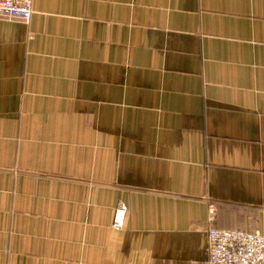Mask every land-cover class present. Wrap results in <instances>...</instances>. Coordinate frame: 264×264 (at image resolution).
Here are the masks:
<instances>
[{
  "label": "crops",
  "instance_id": "crops-1",
  "mask_svg": "<svg viewBox=\"0 0 264 264\" xmlns=\"http://www.w3.org/2000/svg\"><path fill=\"white\" fill-rule=\"evenodd\" d=\"M210 225L264 233V0L0 13V264H208Z\"/></svg>",
  "mask_w": 264,
  "mask_h": 264
},
{
  "label": "built area",
  "instance_id": "built-area-1",
  "mask_svg": "<svg viewBox=\"0 0 264 264\" xmlns=\"http://www.w3.org/2000/svg\"><path fill=\"white\" fill-rule=\"evenodd\" d=\"M0 13L28 22L32 0H0ZM128 207L119 200L113 209L111 225H124ZM215 207L209 203L207 219L214 220ZM208 264H264V233L210 225L207 229Z\"/></svg>",
  "mask_w": 264,
  "mask_h": 264
}]
</instances>
